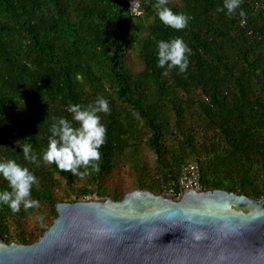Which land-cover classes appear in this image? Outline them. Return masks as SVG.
Segmentation results:
<instances>
[{"label": "trees", "instance_id": "1", "mask_svg": "<svg viewBox=\"0 0 264 264\" xmlns=\"http://www.w3.org/2000/svg\"><path fill=\"white\" fill-rule=\"evenodd\" d=\"M141 1L134 15L128 0H0V162L28 167L40 202L17 213L0 202L6 242H35L59 202L166 193L191 162L205 190L264 196V0H241L232 15L217 11L224 0H168L190 17L179 31L160 21L157 0ZM174 37L191 49L189 63L165 75L157 42ZM98 96L110 107L99 113V171L74 176L44 162L52 118L72 120L70 104ZM25 142L38 165L24 159Z\"/></svg>", "mask_w": 264, "mask_h": 264}, {"label": "water", "instance_id": "2", "mask_svg": "<svg viewBox=\"0 0 264 264\" xmlns=\"http://www.w3.org/2000/svg\"><path fill=\"white\" fill-rule=\"evenodd\" d=\"M55 208L35 242L0 236V264H264V196L136 189Z\"/></svg>", "mask_w": 264, "mask_h": 264}, {"label": "clouds", "instance_id": "3", "mask_svg": "<svg viewBox=\"0 0 264 264\" xmlns=\"http://www.w3.org/2000/svg\"><path fill=\"white\" fill-rule=\"evenodd\" d=\"M241 0H224L223 7L217 11L227 10L228 15L235 13ZM168 0H157L154 5L160 21L174 30H183L188 26L190 17L185 13L174 12L167 6ZM241 17L246 13L241 9ZM158 67L167 71L178 68L183 73L187 70L191 49L181 37L168 41L157 42ZM72 114V120L63 116L53 117L50 126L51 135L48 137L47 148L42 153V159L48 164H55L62 171H70L74 176L82 175L80 168L91 166L99 171L101 152L99 149L106 141L107 128L101 122L99 113H109L108 101L98 96L94 102L84 106L73 103L67 109ZM73 121L76 124H73ZM26 161L39 164L37 155L33 152L32 144L25 142L21 146ZM0 174L8 182L10 191L0 192V202L7 204L13 213L20 211L21 206L27 211L38 208L40 202L31 197V190L37 183L36 176L28 167L21 165L15 159H5L0 162ZM191 222V221H190ZM195 239H200L199 232H193Z\"/></svg>", "mask_w": 264, "mask_h": 264}, {"label": "built area", "instance_id": "4", "mask_svg": "<svg viewBox=\"0 0 264 264\" xmlns=\"http://www.w3.org/2000/svg\"><path fill=\"white\" fill-rule=\"evenodd\" d=\"M128 1L132 14L141 15L144 13L141 0H128ZM192 188L195 189L202 188L200 182V171L198 165L194 162L188 163L185 166H183L178 183L173 184L172 187H170L168 193L174 195L178 191V194H181L183 191Z\"/></svg>", "mask_w": 264, "mask_h": 264}]
</instances>
